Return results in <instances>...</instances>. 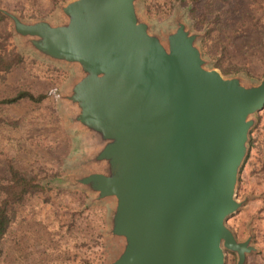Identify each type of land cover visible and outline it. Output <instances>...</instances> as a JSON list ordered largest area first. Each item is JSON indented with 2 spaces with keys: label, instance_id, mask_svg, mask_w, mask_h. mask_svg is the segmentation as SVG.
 Masks as SVG:
<instances>
[{
  "label": "water",
  "instance_id": "95a60500",
  "mask_svg": "<svg viewBox=\"0 0 264 264\" xmlns=\"http://www.w3.org/2000/svg\"><path fill=\"white\" fill-rule=\"evenodd\" d=\"M60 9L50 21L0 7L25 45L78 66L60 96L91 142V170L68 177L113 197L109 233L121 247L107 264H223V249L243 264L251 234L237 240L225 218L246 199L235 198V183L264 76L251 84L203 67L201 33L178 14L164 45L130 0Z\"/></svg>",
  "mask_w": 264,
  "mask_h": 264
},
{
  "label": "rangeland",
  "instance_id": "374dc122",
  "mask_svg": "<svg viewBox=\"0 0 264 264\" xmlns=\"http://www.w3.org/2000/svg\"><path fill=\"white\" fill-rule=\"evenodd\" d=\"M67 1L0 0V6L23 20L54 21L62 17L60 6ZM133 1L130 4L164 45L175 14L186 27L196 29L187 6L176 1ZM210 2L208 17L218 14V23L206 40L208 51L203 53L195 40L206 61L203 67L218 69L216 61L233 64L238 71L232 75L258 83L264 76V0ZM4 27L0 24V32ZM12 32L8 42L22 53L23 61L0 78V97L18 89L45 96L0 103V179L11 163L35 172L46 188L26 194L11 207L9 226L0 239V264H107L121 247L120 238L109 233L113 197L96 198L94 191L72 184L68 177L91 170L83 162L91 142L85 130L70 121L60 96L77 78L78 66L41 56ZM254 115L234 192L235 198L246 199L225 220L239 240L250 229L254 249L245 254L244 264H264V105ZM223 251V264H235L236 255Z\"/></svg>",
  "mask_w": 264,
  "mask_h": 264
},
{
  "label": "trees",
  "instance_id": "16d2710c",
  "mask_svg": "<svg viewBox=\"0 0 264 264\" xmlns=\"http://www.w3.org/2000/svg\"><path fill=\"white\" fill-rule=\"evenodd\" d=\"M169 1L170 2L176 1L180 6H187V9L189 10V12L193 17L192 24L196 28L194 29V31L201 33L200 36L197 38L199 41V47L201 48L203 53H206L208 51L206 48V40L209 37L211 30L218 23V14L215 13L212 16L208 17L207 10H209L210 5L212 4L210 0H204L202 3L200 2V0H169ZM7 10L11 11L12 13L16 14L19 18L22 19L21 15H18L17 13H15L10 9ZM10 22H11L10 19L0 11V24L4 26L6 25L7 27V28L4 27L3 31L0 32V78L1 79L7 74V72L11 70L12 67L20 64L23 61L22 53L18 51V49L13 43L8 42V38L11 37L13 33L12 32L13 29L11 27L12 24L11 25L9 24ZM214 66L218 67L219 71L225 76L235 74L238 71L237 66L233 64H228L227 66H224L219 61H216L214 63ZM44 96H45L44 93L34 94L27 89H18L12 94L1 96L0 103L14 102L23 98L30 99L32 101H39ZM240 166L238 168V172ZM238 172H237V177H238ZM237 177H236V183H237ZM236 183H235V188H236ZM45 188L46 186L42 184V182L39 180L35 172L27 170L23 167L15 166L11 163L6 164V175L0 179V239L3 237L4 233L6 232L9 226V222L13 214L11 207L19 203L26 194L34 193L36 191H44ZM243 203L244 202H242V204ZM227 227L231 230V228L228 225ZM248 231L250 232V229H248L247 232ZM231 232L236 238L234 232L232 230ZM249 243L251 244V238ZM229 251L233 252L236 255L234 251L232 250ZM0 256H1V247H0ZM244 262L245 261H243V264Z\"/></svg>",
  "mask_w": 264,
  "mask_h": 264
}]
</instances>
